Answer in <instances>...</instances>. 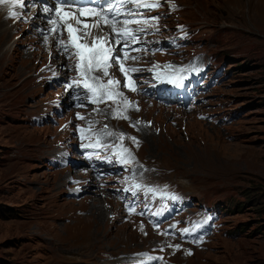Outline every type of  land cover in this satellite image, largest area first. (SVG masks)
Segmentation results:
<instances>
[{"label": "rangeland", "instance_id": "1", "mask_svg": "<svg viewBox=\"0 0 264 264\" xmlns=\"http://www.w3.org/2000/svg\"><path fill=\"white\" fill-rule=\"evenodd\" d=\"M26 2L14 8L19 18L0 5V264H112L165 248L158 231L123 213L107 191L111 184L103 187L104 179L89 174L92 180L78 187L88 176L84 168L49 164L64 162L66 154L78 160L71 144L80 121L69 124L75 118L63 89L71 63L51 25L36 21L43 18L41 7ZM163 8L161 36L180 24L189 36L180 51L157 60L176 64L200 56L221 70L222 79L192 109L171 105V114L137 91H124L134 107L125 110L122 99L111 100L87 115L94 118L81 131L88 139L104 130L112 139L122 134L149 167L147 181L219 206L210 241L189 248L192 255L169 251L175 264H264V0H168ZM73 169L84 177L74 172L61 187V175ZM91 202L108 206L107 215L97 216ZM95 230L104 237L99 247L90 241Z\"/></svg>", "mask_w": 264, "mask_h": 264}, {"label": "snow or ice", "instance_id": "2", "mask_svg": "<svg viewBox=\"0 0 264 264\" xmlns=\"http://www.w3.org/2000/svg\"><path fill=\"white\" fill-rule=\"evenodd\" d=\"M160 3L161 0H154L151 3L148 0H56L52 8H45L44 12L48 14V24L51 25L49 31L55 34L54 38L66 57L75 61L73 68L78 78L66 84V90L82 89L83 98L89 99L91 103H103L106 98L119 103L120 100L117 98H121L125 110L127 107H134L129 104L119 89L127 87L131 91H136L134 79L129 77V73H137L140 69L126 68L124 60L138 59V57L129 56L128 52L133 50V44L139 43L138 34L145 32L148 27L154 28L155 25L151 21L160 19L159 16L146 17L142 10L151 11L159 7ZM0 5L9 6V17L19 18V13L14 8L16 6L24 8L25 0H0ZM82 17H92L93 22L87 23L81 19ZM105 28L108 31L104 35H96L92 31L93 29L101 31ZM65 32L67 33L66 40L61 38ZM121 52L124 53L123 56L120 55ZM117 66H119L118 70L128 79L127 84L110 76L109 69ZM153 67L155 69L159 66ZM165 67L173 68L172 65ZM180 71L182 70H176V72ZM156 79L161 83L181 86L184 77L174 73L163 75L158 73ZM76 99H81V96L77 95ZM101 135L107 136L113 133L104 130ZM121 139H123L122 134ZM130 139L133 143H139L135 137H130ZM99 146V141L96 144L84 145L85 148ZM123 151L127 152V149ZM129 157H131L130 153ZM121 163H130V159H122ZM132 187L140 189L142 186L133 184ZM128 190L125 189V191ZM147 191L152 192L153 189L149 188ZM172 198L175 199V197ZM184 232H188V229ZM175 247L178 249L180 246ZM149 259L152 258L149 257Z\"/></svg>", "mask_w": 264, "mask_h": 264}, {"label": "bare ground", "instance_id": "3", "mask_svg": "<svg viewBox=\"0 0 264 264\" xmlns=\"http://www.w3.org/2000/svg\"><path fill=\"white\" fill-rule=\"evenodd\" d=\"M205 3V1H201V2H199V4L200 5H202L203 6V4ZM196 9V8H195ZM38 23H44V24H46V21H45V18H39L38 20H36ZM88 21H91V23L93 22V18L92 17H90L89 18V20ZM93 31V33L94 34H96V35H101V34H99V33H101L100 31H97L96 29H93L92 30ZM45 32H47V31H45ZM167 107L170 109V110H168V111H160L161 113L163 112V113H165V114H171L172 113V106H168L167 105ZM161 108L162 107H160L159 106V109L161 110ZM162 109H164V108H162ZM127 110V109H126ZM151 158V157H150ZM149 165V164H148ZM149 166H152V165H149ZM158 168V167H157ZM69 169V168H68ZM72 169V168H71ZM148 169H149V167H148ZM158 170V169H157ZM160 170V169H159ZM68 171V173H64V174H62L61 175V180H60V183H62L61 184V187H65L64 186V179H68V177H69V179H70V177H73V178H75V176H74V172H76V174H77V177H79V179H80V177L81 178H83L84 177V173L82 172V171H74V169H73V171L72 170H67ZM82 180V182L81 183H78L77 184V186L79 187L81 184L83 185V184H86L87 182H89L90 180H92L91 179V177L88 175L87 176V178H84V179H81ZM85 180H87V182L85 181ZM79 193H81V191H79ZM91 199V198H90ZM87 202H89L88 201V199H86V200H84V201H82V204L84 203V206H87ZM90 210L91 211H93L94 210V212L95 213H97V216H98V214H99V217L101 218V217H104V216H106L107 214H106V209H105V207H108V206H103L102 204H100V205H95L94 203H90ZM209 209H211L212 211H214V212H217L218 210H219V206L218 205H216V203H214V204H211L209 207H208ZM110 220V219H109ZM104 235H106V234H104ZM104 237H103V234H102V232H100V231H93V232H91V239H90V241H92V243H94V246L95 247H99V245L98 244H100V241L103 239ZM89 240V239H88ZM66 251V250H65ZM113 255V254H112ZM116 257H117V255H116ZM110 261H112V260H110Z\"/></svg>", "mask_w": 264, "mask_h": 264}]
</instances>
